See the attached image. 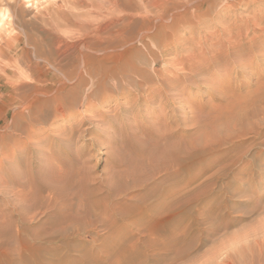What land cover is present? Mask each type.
<instances>
[{
  "label": "rangeland",
  "instance_id": "374dc122",
  "mask_svg": "<svg viewBox=\"0 0 264 264\" xmlns=\"http://www.w3.org/2000/svg\"><path fill=\"white\" fill-rule=\"evenodd\" d=\"M201 1L185 0L187 21L177 31L143 40L133 27L134 44L115 69L108 62L93 65L92 75L79 69L59 101L40 105L34 88L46 60L35 41L49 25L26 2L49 4L18 0L21 7L9 9L0 0V264H211L224 255L232 264H264V0ZM125 14L117 12L120 23ZM56 18V32L77 42L80 34ZM222 28L224 39L232 30L242 35L217 44ZM192 37L198 45H185ZM181 46L198 51L191 69L171 65L187 55ZM175 74L182 75L177 90L164 81ZM159 84L157 97L147 93ZM165 93L174 106L160 104ZM85 106L94 110L82 113ZM85 115L92 120L74 136L68 124ZM104 116L112 123L101 122ZM165 126L182 133L175 154L155 140ZM68 154L82 156L88 184L99 192L63 205L66 193L87 196L79 181L72 191L52 190L47 205L39 183L48 163L62 166Z\"/></svg>",
  "mask_w": 264,
  "mask_h": 264
},
{
  "label": "bare ground",
  "instance_id": "6f19581e",
  "mask_svg": "<svg viewBox=\"0 0 264 264\" xmlns=\"http://www.w3.org/2000/svg\"><path fill=\"white\" fill-rule=\"evenodd\" d=\"M4 1H6V4L8 5L7 7H9V9L12 5L11 4L12 2H13V4H14V2L18 3V0H4ZM46 1L49 5H46V7L44 6L43 9H39V7L37 5V3L39 1H36L37 3L26 2V5L28 4L30 7H34L36 9L37 12H34L35 16H37L39 18H46L48 20L47 24L49 25V29L46 30L45 32L43 31L44 32L43 40H41L39 42H36L35 40H33V41H35V43L37 45L38 55L40 57L45 58V60H46L45 65H43L42 67L37 66V70L39 72L38 73L39 74V78H38L39 85L37 88H34V93L38 95V97L35 100V103L40 104V105H44L47 102L59 101L61 98V94L64 93V91L68 87L67 83L69 81L73 80L74 78H77L76 76L79 73V69H82L88 75H92L91 69H92L93 65H95V64H101V63L108 62L111 64L110 66L112 68L117 67V65H119V63L126 57V55L128 53L126 50L127 47H131L134 44L133 38L131 37L132 33H129V32H131L130 30L133 27H137L139 31L143 32V34L141 33L143 35V36L141 35L143 40L148 39L150 37L149 36L150 34L148 35V33L152 32V31L161 32L164 30V32H165V29L177 31L180 28V26L182 25V23H184V21L186 23V21H187L184 16L188 13L187 12L188 10L186 8L189 6L188 5L187 7H185V5H184L185 0H58L55 2L53 0H46ZM187 1L189 2L190 0H187ZM1 2H2V0H1ZM19 2H20V0H19ZM211 2H212L211 0L201 1V3H199V7H204L205 5L211 4ZM20 3H18V4L21 7ZM187 4H189V3H187ZM22 6H23V4H22ZM13 7H14V5H13ZM16 7H17V5H16ZM65 8L68 9V11H65ZM120 11H125L128 13V14H125V19L122 21V23L119 22L120 18L118 19V17H116L117 12H120ZM81 15H90V16L94 17L95 20L91 21V22H77V21L72 22L70 20L71 16H81ZM56 17H59V19L61 18L69 28L70 27H71V29L74 28L75 32L77 31L78 34H80V35H78L79 37L77 39V42L73 43L69 40L71 42L70 43L69 41H67L68 39H66V36L68 34H66V36H65V35H61L58 32H56L59 25L61 24V23L60 24L57 23L58 21L56 20L57 19ZM76 20H79V18H77ZM167 22H169L170 25H167L166 24ZM69 28H66V29H69ZM228 28H229L228 30H230L231 27H228ZM63 29H64V27H63ZM71 29H70V31H71ZM133 30H132V32H133ZM223 30H224V28L221 29V31H223ZM65 32H67V31H65ZM224 32H226V31H223V33L218 36V38L216 40L217 44H221L224 41L230 43L232 39L239 38L242 35L241 31H240L241 33H239V31H238L236 34L235 33L233 34V33L228 31L229 32L228 35L230 37H229V39L228 38L224 39V35H223ZM17 36H18V34H17ZM10 37H11V35H10ZM67 38L71 39L72 37H67ZM13 39L15 40L14 37H13ZM171 40L173 41V39H170L167 41L170 42ZM197 40L198 39L195 37L188 38L185 40L186 41L185 45L187 43H190L191 47L195 44L198 45ZM205 40L209 41L210 39L207 38ZM167 41L164 42L163 45H165V46L169 45V42L167 43ZM199 43H201V40H199ZM7 45H11V44L10 43L8 44V42H7ZM211 46L208 49L206 47L201 46V48L207 49V50H204L203 53H205V52L209 53V51L211 50L210 48H212ZM43 47L49 48L48 49L49 53H46L43 50ZM191 47L185 48V46H184V48H183L181 46L180 50L182 52L186 51L187 55L180 57L179 60H177L178 58L174 59L173 63L171 65L172 66L176 65V63L178 62V65H180L182 67V68L179 67L180 69H182V70H184L186 68L191 69L192 68V66L190 64L191 59L196 55V51H197V50L194 51V49L191 50ZM122 48L124 49V51H121ZM6 49H8V48H6ZM129 56H130V54H129ZM221 60H222V58H221L220 52H219V55L216 56V61L219 63V62H221ZM36 65H38L37 62H36ZM189 66H191V68ZM107 69H110V68H107ZM107 69H104V72H106V75H107ZM178 71H179V69H178ZM36 76H37V73H36ZM181 77H182V75L175 74L172 77H168L164 81L168 82V83L173 82V85H175L174 89L177 90L180 87ZM98 81H99V79H98ZM34 85H35V83H34ZM161 85H163V84H161ZM160 88L161 87L159 84L158 89L151 91V92H147V93H151L153 96L157 97L160 93V91H159ZM129 92H127V93H129ZM180 94L181 93H176L175 95L180 96ZM132 95H134V94H132ZM138 98L140 99L139 95H138ZM21 103L27 104L28 102H27V100L22 99ZM167 103L168 104L170 103L171 105L174 106L176 103V99H173V97L171 95H168L165 93V94H163V97L161 98L160 104L162 106L163 105L165 106ZM24 104H23V106H24ZM59 107L60 106L58 104L57 108H59ZM96 107H98V106H96ZM92 110H94L93 106L92 107H86L85 106L82 113H84L85 111L89 112ZM175 110H176V107L173 108V111H175ZM61 113L64 114V112H61ZM77 115H79V114H77ZM91 120L92 119H90V117L85 115V116H83L82 119L76 121V123H73V124L69 123L68 129L75 136V133L79 132L81 130V127ZM100 121L103 123H106V124L112 123L105 116L101 117ZM86 129H90V127H87ZM85 130H83L82 133H85L86 132ZM155 133H156L155 140L157 142V145H160V148H162V150L165 151V154H167V152L175 154L176 150H179V148L181 146V142H179L178 139H180V137H181V134H182L181 132L175 133V134H172V133L170 134V133H168L167 128L165 126L164 129H161V131H157ZM74 136H72L70 139H68V141L70 142ZM71 144H73V143H71ZM135 150H137V148ZM25 152L26 153L31 152L28 146L25 147ZM181 152H182V150H181ZM143 154H144V152H143ZM74 155L68 154V157L66 156L67 159L63 160L64 164L62 166H59V167H57L55 165V161H56L55 158H53V159L51 158L52 160L48 163L47 173L43 176V178L45 179V182H40L39 186H38L40 197L44 196L45 193L47 196V193H48V196L50 198V202L47 205H52V199L54 200V197H52V194H51L52 190L62 189V191L64 190L65 192H69V191H72L77 186L79 181L85 182L84 185H85V190L87 191V194H86L87 196L83 195L82 197L77 198V197H70L69 193H66L64 196L65 197V203L63 205H80V203H83L86 200L91 199L92 196H90V195H92L96 191L99 192V188H96L93 190V189H91L90 184H88V182L91 181L90 180L91 177L89 176V174L87 172L84 171L85 162L82 160V158H81L82 156L80 154H77L75 156ZM145 155H147V154H145ZM164 155H163V157H164ZM178 156L179 155H177L176 157H178ZM174 158H175V156H174ZM60 159L62 160V158H60ZM178 159L179 158H177V160L173 164L174 166L179 165L180 161ZM135 164H137V163H135ZM125 166L126 165H124V167ZM175 172H176V170H175ZM120 177H122V176H120ZM110 184H112V183H110ZM80 185H81V183H80ZM82 187H83V185H82ZM113 189H112V191H113ZM82 190H84V189H82ZM113 198H114V196H113ZM75 201H78V203ZM90 202H92V201H90ZM69 208H70V206H69ZM30 252H33V251H30ZM4 256H6V254H4ZM247 258H248V256H247ZM0 259L2 260V258H0ZM249 259L252 260V258H249ZM234 260L235 259L233 258V256L224 255V256L219 257L218 260L213 261L211 264H232V263H235ZM238 260H240V259H238ZM247 262H248V260H247Z\"/></svg>",
  "mask_w": 264,
  "mask_h": 264
}]
</instances>
